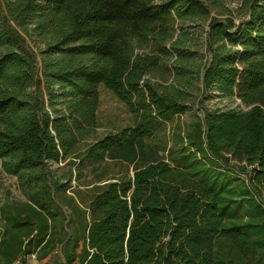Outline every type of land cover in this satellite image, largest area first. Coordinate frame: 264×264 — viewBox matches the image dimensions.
<instances>
[{"label": "trees", "instance_id": "obj_1", "mask_svg": "<svg viewBox=\"0 0 264 264\" xmlns=\"http://www.w3.org/2000/svg\"><path fill=\"white\" fill-rule=\"evenodd\" d=\"M0 167V264H264V0H0Z\"/></svg>", "mask_w": 264, "mask_h": 264}, {"label": "rangeland", "instance_id": "obj_2", "mask_svg": "<svg viewBox=\"0 0 264 264\" xmlns=\"http://www.w3.org/2000/svg\"><path fill=\"white\" fill-rule=\"evenodd\" d=\"M34 45L32 44V47ZM101 91V102L98 112L99 123V134L104 135L109 132H115L131 125V119L129 114L114 94L108 90L102 89ZM218 104V99H210L208 101V106H216ZM115 171L120 173H130L132 175L131 169L128 170L124 167H116ZM118 175H116L117 177ZM16 178L9 177L4 174L0 167V206L7 201L9 198L18 196ZM76 185V182H73ZM26 264H64L63 255L61 250H56L48 258L43 261L36 259V256H30L27 258Z\"/></svg>", "mask_w": 264, "mask_h": 264}]
</instances>
